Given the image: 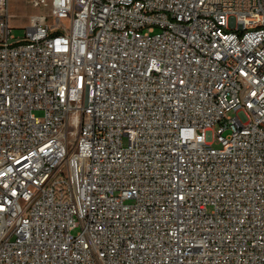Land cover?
Masks as SVG:
<instances>
[{
  "label": "built area",
  "instance_id": "obj_1",
  "mask_svg": "<svg viewBox=\"0 0 264 264\" xmlns=\"http://www.w3.org/2000/svg\"><path fill=\"white\" fill-rule=\"evenodd\" d=\"M29 1L16 41L0 0V264H264V0Z\"/></svg>",
  "mask_w": 264,
  "mask_h": 264
},
{
  "label": "rangeland",
  "instance_id": "obj_2",
  "mask_svg": "<svg viewBox=\"0 0 264 264\" xmlns=\"http://www.w3.org/2000/svg\"><path fill=\"white\" fill-rule=\"evenodd\" d=\"M41 11L35 9L29 0H10L9 16L10 26L13 29L12 35L16 41L25 37L26 30L30 26L32 18L41 15ZM63 26L70 27L69 21H64ZM42 117V114H37ZM127 145V142H125Z\"/></svg>",
  "mask_w": 264,
  "mask_h": 264
}]
</instances>
